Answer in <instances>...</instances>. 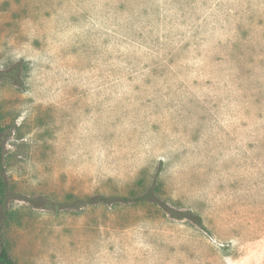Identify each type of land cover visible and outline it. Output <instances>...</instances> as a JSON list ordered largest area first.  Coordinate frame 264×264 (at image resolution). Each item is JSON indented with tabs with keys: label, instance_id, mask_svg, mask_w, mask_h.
<instances>
[{
	"label": "rangeland",
	"instance_id": "374dc122",
	"mask_svg": "<svg viewBox=\"0 0 264 264\" xmlns=\"http://www.w3.org/2000/svg\"><path fill=\"white\" fill-rule=\"evenodd\" d=\"M18 61L16 264H264V0H0V72Z\"/></svg>",
	"mask_w": 264,
	"mask_h": 264
},
{
	"label": "trees",
	"instance_id": "16d2710c",
	"mask_svg": "<svg viewBox=\"0 0 264 264\" xmlns=\"http://www.w3.org/2000/svg\"><path fill=\"white\" fill-rule=\"evenodd\" d=\"M20 62L14 64L11 68L5 71L0 72V76H7L14 81H18V83L21 84V80H19V76L17 72L20 69ZM8 182L5 178V169H4V146H3V131L0 126V207H2L6 201L7 195H8ZM119 201H130L129 197L125 196H114ZM111 197L109 196H102V195H96V196H88L85 198H75L73 201L78 203H98V202H107ZM133 201H139V200H153L158 201L157 198L154 196V194L151 191H147L142 195L135 196L132 198ZM49 203H56V202H47ZM174 216L176 217H182V216H196L197 218H194V222L198 225H202L201 219L197 215L189 214V212H175ZM8 219V216H3V222L0 224V227L3 226L6 223V220ZM0 264H16L11 255L9 254V251L6 247V244L4 242L3 235L0 231Z\"/></svg>",
	"mask_w": 264,
	"mask_h": 264
}]
</instances>
